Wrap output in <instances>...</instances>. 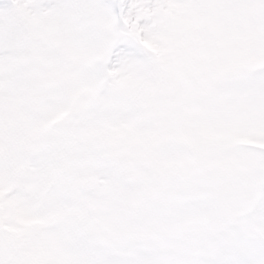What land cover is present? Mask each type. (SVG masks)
Masks as SVG:
<instances>
[{"label":"snow or ice","instance_id":"6c2138e0","mask_svg":"<svg viewBox=\"0 0 264 264\" xmlns=\"http://www.w3.org/2000/svg\"><path fill=\"white\" fill-rule=\"evenodd\" d=\"M0 264H264V0H0Z\"/></svg>","mask_w":264,"mask_h":264}]
</instances>
